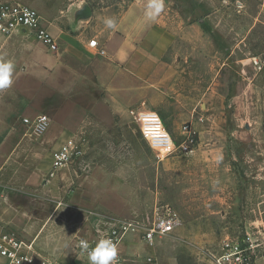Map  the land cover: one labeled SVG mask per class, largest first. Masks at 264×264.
Here are the masks:
<instances>
[{
  "label": "rangeland",
  "instance_id": "1",
  "mask_svg": "<svg viewBox=\"0 0 264 264\" xmlns=\"http://www.w3.org/2000/svg\"><path fill=\"white\" fill-rule=\"evenodd\" d=\"M185 10L187 32L176 40L184 47L164 56L181 68L176 100L132 107L126 119L90 117L74 132L79 154L47 191L43 180L27 184L51 150L44 142L47 130L37 134L18 116L12 139L30 145L8 165L0 162V171L9 187L22 190L10 193L14 200L38 216L45 205H56L73 211L74 219L85 213L89 219L103 215L147 226L159 218L176 219L169 235L153 245L140 241L146 250L121 264H213L226 241L249 238L256 264H263L264 70L249 64L264 54V0H189ZM199 21L205 31H218L220 49L211 48L213 38L202 29V38L194 41L192 25ZM195 42L202 50H194ZM213 86L214 94L209 93ZM144 111L161 116L176 145L188 126L196 136L194 150L161 161L142 134L138 114Z\"/></svg>",
  "mask_w": 264,
  "mask_h": 264
},
{
  "label": "crops",
  "instance_id": "2",
  "mask_svg": "<svg viewBox=\"0 0 264 264\" xmlns=\"http://www.w3.org/2000/svg\"><path fill=\"white\" fill-rule=\"evenodd\" d=\"M188 1L165 0L162 14L149 22L144 16L147 0H0V5L18 3L37 11L57 45L53 51L21 27L11 34L0 32V58L10 59L16 66L12 86L0 91V162L8 165L30 145V141L12 139L15 118L49 116L53 124L44 133V142L51 150L27 182L43 180V191H47L55 187L59 173L66 168L53 171L54 153L67 143H76L74 132L90 117L116 114L126 119L132 107L153 108L176 100L181 91V68L164 56L184 47L176 40L187 32ZM194 16L201 18V12L195 10ZM108 17L116 19L115 29L105 27ZM195 25L194 41L202 38V29L213 38L211 48L220 49L217 30L205 31L200 21ZM91 40H97V48L90 47ZM193 45L194 50H202L200 42ZM215 92L216 87L209 89V93ZM0 177L4 181L0 183V236L35 240L39 254L54 264H90L79 253L80 240L96 241L114 221L103 215L89 219L85 213L74 219L73 211L56 205H45L46 212L38 216L11 196V192L22 194L21 188L9 187L3 171ZM140 241L144 242L138 233H130L121 242L119 252L124 260L146 250ZM0 264H6L1 257Z\"/></svg>",
  "mask_w": 264,
  "mask_h": 264
},
{
  "label": "built area",
  "instance_id": "3",
  "mask_svg": "<svg viewBox=\"0 0 264 264\" xmlns=\"http://www.w3.org/2000/svg\"><path fill=\"white\" fill-rule=\"evenodd\" d=\"M19 27L30 31L51 50H57L55 41L48 33L37 11L18 3L0 5V32L11 34ZM89 45L97 48L98 42L91 40ZM250 66L257 71H263L264 54L251 58ZM41 118H46L43 124H41ZM23 121L31 126L37 134H43L49 124V118L45 115L38 116L34 120L25 118ZM138 121L144 138L161 161L176 152L187 154L194 150L197 140L194 132L189 130L188 126L184 129L181 144L176 145L174 138L157 112H141L138 114ZM78 154L79 149L75 143L70 142L62 146L54 153L53 171L67 167ZM175 225L174 217L156 219L148 226L137 221L120 220L116 221L107 233L101 234L96 241H87L91 249L100 239L111 238L119 247L128 234L138 233L146 244L153 245L157 239L169 235ZM78 250L82 256L88 259V252L83 250L80 244ZM0 257L5 260L6 264H53L49 259L39 254L36 250L35 240L26 241L10 234L0 236ZM123 261L124 257L119 252L116 264H121ZM256 262L255 245L251 243L250 238L241 241H226L213 259V264H256Z\"/></svg>",
  "mask_w": 264,
  "mask_h": 264
},
{
  "label": "clouds",
  "instance_id": "4",
  "mask_svg": "<svg viewBox=\"0 0 264 264\" xmlns=\"http://www.w3.org/2000/svg\"><path fill=\"white\" fill-rule=\"evenodd\" d=\"M165 0H147L144 10L145 19L149 22L155 21L164 11ZM104 25L107 29H115L117 21L113 17L105 18ZM15 64L10 59L0 58V91L12 86L15 73ZM46 118H41V124ZM80 247L88 252L90 264H116L119 247L111 238L100 239L94 248L90 249L87 240L81 239ZM90 249V250H89Z\"/></svg>",
  "mask_w": 264,
  "mask_h": 264
}]
</instances>
